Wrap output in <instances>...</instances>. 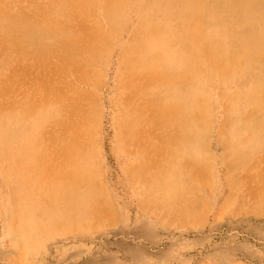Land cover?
Instances as JSON below:
<instances>
[{
  "label": "rangeland",
  "instance_id": "1",
  "mask_svg": "<svg viewBox=\"0 0 264 264\" xmlns=\"http://www.w3.org/2000/svg\"><path fill=\"white\" fill-rule=\"evenodd\" d=\"M175 1L126 0L111 16L108 0H0V264H264V106L243 98L264 79V55L164 97L203 109L175 157L165 151L184 126L161 124L165 92L135 93L187 69L188 16ZM209 2L203 36L215 50L232 52L241 17L245 34H264V0L228 22L221 11L237 0ZM45 20L50 33L31 43L14 31ZM145 23L165 32L145 35Z\"/></svg>",
  "mask_w": 264,
  "mask_h": 264
},
{
  "label": "bare ground",
  "instance_id": "2",
  "mask_svg": "<svg viewBox=\"0 0 264 264\" xmlns=\"http://www.w3.org/2000/svg\"><path fill=\"white\" fill-rule=\"evenodd\" d=\"M126 0H108L106 9L109 12L111 16H114L119 9L125 4ZM128 1V0H127ZM158 3L160 2L162 6L167 7L168 4L171 2V0H157ZM212 1V0H211ZM229 1V0H228ZM262 1V0H261ZM145 2V1H144ZM180 9V12L184 13L186 16H188V20L186 23H184L185 26V39L188 41V47L186 48L187 51V57L186 62H187V69L186 70H180L178 69L175 73H168V72H160L154 74V77L151 81H149L147 84L141 87H135L136 88V94H148L152 92H158L164 91L165 94L164 96H157V101L160 102V109H159V114H160V120L161 124L169 122H177L178 124V130H179V125L181 121V125L184 126L183 132L180 135V137H177L175 142L171 143V148L166 149L164 157H175L179 154L180 151L186 146V145H192L195 137L193 134L188 133L187 128L190 118L193 116L196 118V114L202 112V107L201 104L198 103L196 99H192L189 104L187 105L182 104L181 102L177 101H171L167 102L166 97H173L176 94V89L179 87H187L190 85L191 82L197 83L198 78L200 75L205 73L208 69L211 68H218L220 72L224 75L228 74L229 72L234 73V72H240L242 67L246 64L251 63L256 56H262L264 55V34H254L255 36L251 37L247 34L244 33L245 29V23L247 22V18L249 17H241L238 21H233L231 23V27L233 25V28L235 31L238 30V32H235L233 35H231V39L228 40V45H230L233 50L232 52L227 53L225 50H215L214 46V41H207L204 38V33H205V22H204V16L205 14L212 13V5L209 0H176L175 1ZM235 2V1H234ZM149 3V2H147ZM225 3V2H224ZM237 3L239 4L237 7L236 5L225 7V10L221 11L222 16L226 22L227 18L230 17V15H233L232 13L237 12L239 6H245L249 5V0H237ZM254 4V3H253ZM105 5V4H104ZM146 5V4H145ZM150 6V5H149ZM251 6V5H250ZM249 6V7H250ZM219 7V6H218ZM243 8V7H242ZM241 8V9H242ZM263 12L262 14L264 15V7H262ZM141 10V9H140ZM220 10V9H219ZM150 11V10H149ZM123 12V11H122ZM261 12V11H260ZM104 13V12H103ZM248 13V12H247ZM255 13V12H254ZM121 14V13H120ZM237 14V13H236ZM241 14V13H240ZM256 14V13H255ZM174 14H172L173 16ZM257 15V14H256ZM110 16V17H111ZM237 16V15H236ZM247 16V15H245ZM251 16V15H250ZM105 18V16H103ZM232 17V16H231ZM234 17V16H233ZM254 17V16H253ZM53 18V17H52ZM51 18V19H52ZM246 18V19H245ZM48 19V18H47ZM230 19V18H229ZM245 19V20H244ZM250 19V18H249ZM255 19V18H253ZM53 20V19H52ZM113 20V19H112ZM232 20V19H231ZM260 20V19H259ZM146 21V20H145ZM148 21V20H147ZM222 21V19H221ZM53 22V21H52ZM111 22V21H110ZM109 22V23H110ZM223 22V21H222ZM228 22V20H227ZM256 22V21H255ZM108 23V24H109ZM115 23V22H114ZM144 23V22H142ZM157 23V22H156ZM148 24L145 23L142 26V31L146 32L145 35L148 33V35L151 36H156L159 34H162L165 32V30L157 25V24ZM258 23V22H257ZM15 24V23H14ZM20 24V23H19ZM50 24L51 21L45 20L43 22L39 21H30V22H23L22 27L14 28V31H16L17 37L22 36L23 39H27L30 42V39L32 38H37L39 36H46L47 34L50 33ZM160 24V23H159ZM182 24V23H181ZM245 25V26H244ZM263 25V24H262ZM17 26V24H16ZM21 26V25H20ZM55 26V24H54ZM108 26V25H107ZM250 26V25H249ZM252 26V25H251ZM261 26V25H260ZM11 27V26H10ZM15 27V26H14ZM106 27V26H105ZM112 27V24L111 26ZM138 27V26H136ZM176 27V26H175ZM209 27V25H208ZM211 27V26H210ZM107 28V27H106ZM115 28V27H114ZM249 29V28H248ZM55 30V29H54ZM107 30V29H106ZM116 30V28H115ZM141 31V32H142ZM52 32V31H51ZM111 32V31H109ZM226 32V31H225ZM207 33V32H206ZM138 34V33H137ZM112 36V35H111ZM109 37V36H107ZM135 37V36H134ZM143 37V36H142ZM105 38V37H104ZM39 39V38H37ZM35 39V40H37ZM104 40V39H103ZM139 40V39H138ZM144 40V39H143ZM181 40V39H180ZM32 41V40H31ZM132 41V40H131ZM141 41V40H140ZM145 42V41H144ZM181 42V41H180ZM31 43V42H30ZM143 43V42H142ZM33 44V43H32ZM104 44V43H103ZM135 45V44H134ZM141 45V44H140ZM147 45V44H146ZM150 45V44H149ZM124 48V47H123ZM138 48V47H137ZM150 48V47H149ZM146 50V49H144ZM135 52V51H134ZM150 52V51H149ZM124 53V52H123ZM156 53V52H154ZM126 54V53H125ZM129 54V53H128ZM150 54V53H149ZM132 55V54H131ZM155 56V55H154ZM157 56V55H156ZM125 57V56H123ZM158 57V56H157ZM157 59V58H156ZM168 59V58H167ZM257 59V58H256ZM259 59V58H258ZM158 60V59H157ZM262 60V59H261ZM123 61V60H122ZM150 61V59L146 60ZM219 61V62H218ZM260 61V60H259ZM165 62V61H164ZM223 62V64H221ZM255 62V61H254ZM262 62V61H261ZM123 63V62H122ZM162 63V62H161ZM228 63V64H224ZM159 64V63H158ZM166 64V63H165ZM122 65V64H121ZM146 66V65H145ZM159 66V65H158ZM123 67V66H122ZM227 67V70L226 68ZM250 67V66H249ZM144 68V67H143ZM142 68V69H143ZM162 68V67H161ZM252 68V67H251ZM255 68V67H254ZM153 69V68H152ZM163 69V68H162ZM161 69V70H162ZM244 69V68H243ZM159 70V69H158ZM160 70V71H161ZM246 71V70H245ZM124 72V71H123ZM122 72V73H123ZM127 72V71H126ZM128 73V72H127ZM146 73V72H145ZM257 73V72H256ZM139 74V73H138ZM142 74V73H141ZM125 75V74H124ZM146 75V74H145ZM143 76V75H140ZM237 76V75H236ZM240 76V74H239ZM220 77V76H219ZM123 78V77H122ZM128 78V77H127ZM142 77H140L141 79ZM137 79V78H136ZM224 79V78H223ZM131 81V80H130ZM128 81V83L130 82ZM257 91L256 93L250 96L245 95L243 98L244 100H249L252 102L254 108H259L261 109L262 106H264V100L262 96L264 95V79L261 77L257 78ZM123 83V82H122ZM137 83V82H136ZM246 83V82H245ZM124 84V83H123ZM126 84V83H125ZM132 84V83H131ZM130 84V85H131ZM139 84V83H138ZM120 85V84H119ZM246 85V84H245ZM119 87V86H118ZM192 88V87H191ZM186 89V88H185ZM132 90V89H130ZM134 91V90H133ZM159 91V92H160ZM129 92V91H128ZM158 92V94H159ZM190 92V91H189ZM192 92V91H191ZM241 92V91H240ZM155 93V94H156ZM127 94V93H126ZM186 94V93H185ZM188 94V93H187ZM129 96V94H127ZM135 95V94H134ZM152 95V94H151ZM160 95V94H159ZM126 97V100L128 98ZM136 96V95H135ZM134 96V97H135ZM154 96V95H153ZM181 97V95H179ZM132 97L129 96V98ZM147 97V96H146ZM165 97V99H164ZM189 97V96H188ZM145 98V97H144ZM199 98V97H198ZM229 98V97H228ZM131 99V98H130ZM141 99V98H140ZM143 99V98H142ZM185 99V97H184ZM188 99V98H187ZM202 99V98H201ZM200 99V101H201ZM235 99V97H234ZM135 100V99H134ZM146 100V99H145ZM132 101V100H130ZM140 101V100H139ZM188 101V100H187ZM204 101V100H203ZM236 101V99L234 100ZM129 102V101H128ZM141 102V101H140ZM139 102V103H140ZM145 102V101H144ZM143 103V102H141ZM150 103V102H149ZM148 103V104H149ZM234 103V102H233ZM231 103V104H233ZM248 103V102H247ZM158 104V103H157ZM235 104V103H234ZM236 107L238 106V101L236 102ZM251 104V103H250ZM146 105V103H145ZM189 106L191 107V112H188ZM204 106V104H203ZM134 107V104H133ZM131 107V108H133ZM145 107V106H144ZM137 108V107H136ZM142 108V107H141ZM233 108V107H232ZM138 111V109H136ZM56 111V110H55ZM130 111V110H129ZM141 111V110H140ZM194 111V112H193ZM232 111V109H231ZM57 112V111H56ZM142 112V111H141ZM229 112V111H228ZM235 112V111H234ZM233 112V113H234ZM260 112V111H259ZM264 112V111H263ZM139 113V112H138ZM137 113V114H138ZM144 113V112H143ZM79 120H78V125L83 126L84 123H86L89 110L87 106L83 108V110L80 111L79 113ZM136 114V115H137ZM141 114V113H140ZM127 115V114H126ZM131 115V114H130ZM236 115V114H235ZM138 116V115H137ZM138 118V117H137ZM143 118V117H142ZM140 117V119H142ZM236 118V117H235ZM145 119V118H144ZM149 119V118H148ZM131 120V119H130ZM137 121V120H136ZM139 121V120H138ZM243 121V120H242ZM150 122H152L150 120ZM245 122V121H244ZM145 123V120H144ZM147 123V121H146ZM231 123V122H230ZM234 123V122H233ZM149 124V123H148ZM167 124V126H168ZM232 124V123H231ZM240 124V123H239ZM141 125V124H140ZM159 125V124H158ZM173 125V124H172ZM230 125V124H229ZM235 124H233L234 126ZM79 126V127H80ZM89 127V124L87 125ZM149 126V125H147ZM146 126V127H147ZM170 126V124H169ZM238 126V125H237ZM10 127V125H9ZM138 127V126H137ZM136 127V128H137ZM141 127V126H140ZM143 127V125H142ZM177 127V126H176ZM144 128V127H143ZM166 128V127H165ZM149 129V128H148ZM147 129V130H148ZM87 130V129H86ZM146 130V131H147ZM164 130V129H163ZM199 130V129H198ZM264 131V130H263ZM145 132V131H144ZM148 132V131H147ZM179 134V132H178ZM263 134V132L261 133ZM150 140V139H149ZM72 148L70 149V154L71 153H77L76 150L71 152ZM86 150V149H85ZM187 150V149H186ZM80 153V152H79ZM189 154V153H188ZM75 155V154H74ZM82 160V159H81ZM168 162V161H167ZM54 166V165H53ZM60 166V165H59ZM67 168V167H65ZM83 168V167H82ZM167 168V167H166ZM165 168V169H166ZM170 168V165H169ZM58 169V168H57ZM57 169H53L52 172L55 173ZM68 169V168H67ZM171 169V168H170ZM71 170V169H70ZM49 171V170H48ZM165 172V171H164ZM60 174V173H59ZM63 174V173H61ZM68 174V173H67ZM56 175V173H55ZM53 175L52 179H56ZM73 175V174H72ZM57 176V175H56ZM62 176V175H61ZM60 176V177H61ZM76 176V174H75ZM78 176V175H77ZM76 176V177H77ZM80 176V175H79ZM84 177V176H83ZM59 178V176H57ZM75 178V177H74ZM78 178V177H77ZM51 179V180H52ZM65 179V178H64ZM63 179V181H65ZM58 180V179H57ZM55 180V181H57ZM61 180V179H60ZM86 180V179H85ZM50 181V180H49ZM53 181V180H52ZM62 181V180H61ZM68 181V180H66ZM78 183V180H76ZM190 181V180H189ZM87 182V181H86ZM50 183V182H49ZM55 183V182H54ZM66 183V182H65ZM74 183V182H73ZM59 184V183H58ZM61 184V183H60ZM63 184V183H62ZM77 185V184H73ZM87 185V184H86ZM65 188L67 187L66 184H64ZM64 186L61 189L63 195H66L67 193L66 190L64 191ZM50 187V185H49ZM73 187V186H72ZM53 188V187H52ZM68 188V187H67ZM70 188V187H69ZM74 188V187H73ZM51 189V188H50ZM49 189V190H50ZM75 189V188H74ZM88 189V188H87ZM71 190V189H70ZM60 192V191H59ZM71 192V191H70ZM77 192V191H76ZM56 193V192H55ZM65 193V194H64ZM72 194V193H71ZM70 195V193H69Z\"/></svg>",
  "mask_w": 264,
  "mask_h": 264
}]
</instances>
